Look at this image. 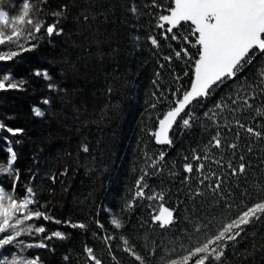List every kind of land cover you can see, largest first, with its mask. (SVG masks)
Masks as SVG:
<instances>
[{
	"label": "trees",
	"instance_id": "16d2710c",
	"mask_svg": "<svg viewBox=\"0 0 264 264\" xmlns=\"http://www.w3.org/2000/svg\"><path fill=\"white\" fill-rule=\"evenodd\" d=\"M30 2L42 9L35 16L45 25L56 21L52 12L66 6L57 25L63 32L49 37L42 28L36 39L21 41L35 48L0 61V76L23 81L16 89L8 88V82L0 89V124L5 125L0 129V164L6 165L11 147L16 153L13 169L20 177L16 196L22 198L32 187L38 203L30 207L62 223L43 218L26 222L44 226L46 232L19 239L48 247L9 245L0 250V258L9 259L19 249L31 258L38 256L40 264H93L87 246L102 264H139L123 251L127 239L145 264H159L173 248L179 252L181 242L188 243L186 233L195 226L211 228L264 196V115L257 112L264 110V56L207 98L194 101L189 115L181 114L190 117V126L178 118L169 130L172 143L159 144L154 131L177 98L176 90L189 86L197 53L191 46L195 36L188 35L190 25L174 29L181 37L188 35V42L172 40L171 34L165 40L164 30L156 27L171 0ZM22 3L3 0L0 10L17 15ZM150 36L159 47L151 44ZM183 48L193 60L175 57ZM0 50H15V45ZM37 71H46L50 79L35 75ZM37 106L43 115H35ZM249 127L262 136L249 134ZM7 128L22 131L13 135ZM216 135L221 148L214 147ZM231 143L237 147L230 148ZM195 155L209 159L196 161ZM188 163L194 168L191 174L184 171ZM201 163L202 171L197 167ZM241 163L245 172L234 174ZM12 182L0 174L3 187L10 189ZM217 183L221 188L214 192ZM138 191L144 196H137ZM157 193L164 199L148 198ZM161 204L174 210V222L167 228L153 220ZM113 217L121 220V228L112 225ZM69 222L87 227L72 228ZM53 231L64 238L44 239ZM105 237H110L107 243ZM223 264H264V218L229 245Z\"/></svg>",
	"mask_w": 264,
	"mask_h": 264
},
{
	"label": "snow or ice",
	"instance_id": "6c2138e0",
	"mask_svg": "<svg viewBox=\"0 0 264 264\" xmlns=\"http://www.w3.org/2000/svg\"><path fill=\"white\" fill-rule=\"evenodd\" d=\"M38 2L47 4L48 0H38ZM2 3L3 0H0V4ZM154 6L160 7L155 3ZM41 10L37 9L35 2H30V0H23L17 15L10 16L7 11L0 10V46L15 45V50H0V61H10L13 57L20 55L21 52H28L35 48V44L27 47L21 41L30 42L36 39L35 34L40 33L42 28L49 37L53 34H62L63 29L58 28L57 25L60 18L63 17L66 6L64 9L52 12L51 15L57 19L47 25L35 16V13ZM132 11L135 12L136 9L133 8ZM166 11L168 14L158 15L156 23L157 28L164 30L163 38L167 40L171 34L172 40L180 41L182 38L183 41L188 42V35L195 36V42L191 46L197 48V53L189 86L182 92L179 89L176 90L177 98L172 101V106L159 120V131L155 133L156 142L159 144L172 143L168 132L178 118L181 119L184 126H190V117L184 118L181 114L184 113L185 116H188L191 110L190 106L194 101L207 98L215 90V87H219L228 79H234L257 56H264V0H171ZM182 24L190 25V31L188 35L181 37L179 32H174V29L179 30ZM149 39L153 46L159 47L155 36H150ZM182 55L188 60H193L186 48L175 51L177 59L181 58ZM165 59L170 61L171 57H165ZM35 75H42L45 79H50L46 71L43 73L37 71ZM261 77L262 83H264V71L261 72ZM5 82H8L7 86L11 89H16L23 84L22 80L13 81L9 75H2L0 76V89L5 88ZM49 87L53 86L50 85ZM44 103L47 104L49 101L45 100ZM243 103L249 108L252 107L247 100H244ZM34 111L36 116L43 115L38 108ZM257 112L264 115V110L257 109ZM238 126L240 128L245 127L239 123ZM4 127L5 125L0 124V129ZM7 131L15 135L22 130L7 128ZM246 131L256 137L262 136L261 132L254 131L251 127L247 128ZM213 140L215 141L214 147L221 148L223 146L219 135L213 136ZM228 146L232 149L237 147L235 143ZM84 150L87 151V148ZM8 152L11 154L10 158L6 165L0 164V174L12 177L13 182L10 189L0 186V250L9 245L47 248L48 245L43 242L35 245L25 244L19 239L25 234L32 236L46 232L44 226L26 222L41 218L48 221L53 220V217L39 208L30 207L38 203L35 200V192L32 187L26 188V195L22 198L16 196V185L20 179L18 170L13 169L16 153L11 147L8 148ZM160 159H164L163 153H161ZM193 159L200 161L201 159L207 160L209 157L207 155L204 157L195 155ZM240 159L242 160L243 157ZM215 162L219 163V161ZM197 167L202 171L204 164L201 163ZM245 170L246 165L241 163L239 168L234 170V174L236 172L244 173ZM184 171L191 174L194 171L193 165L191 163L185 164ZM142 180L143 177L140 178V181ZM140 181L137 182L138 189L140 188ZM220 188L221 185L217 183L213 187V191L217 192ZM261 191L264 192V188ZM137 196H144L143 191H138ZM148 198L163 200L164 196L162 193H157ZM262 218H264V196L239 207L235 214L229 213L211 228L195 226L193 232L186 233L188 243L181 242L179 244L180 251L177 252L176 248H173L167 256L161 258L159 264H223L225 252L229 245L234 244L250 225ZM153 220L159 224L160 228L170 227L174 222V210L160 205V211L153 216ZM53 222L62 223L59 220H53ZM111 223L117 229L122 227L119 218L113 217ZM69 226L79 229H86L87 227L84 223L71 222H69ZM100 226L103 227V225ZM53 237L63 239L64 234L60 231H53L44 239L51 240ZM109 239L110 237H105V242L107 243ZM123 244V251L139 261V264H145L144 258L135 251L129 240L125 239ZM85 252L93 264H102L91 247L86 246ZM112 259L116 260V257L113 256ZM0 264H39V257L23 258L14 255L10 260L0 258Z\"/></svg>",
	"mask_w": 264,
	"mask_h": 264
},
{
	"label": "rangeland",
	"instance_id": "374dc122",
	"mask_svg": "<svg viewBox=\"0 0 264 264\" xmlns=\"http://www.w3.org/2000/svg\"><path fill=\"white\" fill-rule=\"evenodd\" d=\"M1 10H4V9H1ZM40 109V111L42 112L43 110H42V108H40V107H35V109ZM169 110V109H168ZM167 110V111H168ZM166 111V112H167ZM165 112V113H166ZM163 118V116L160 118V119H162ZM159 131V122H158V125H157V127H156V129H155V133L156 132H158ZM168 136H169V132H168ZM170 138V137H169ZM0 186H2L1 184H0ZM161 205H164L165 207H167V208H169V209H171L170 207H168V206H166L165 204H161ZM159 211H160V206H159V209L157 210V212H156V214L155 215H157L158 213H159ZM14 255H16V256H20V257H23V258H31V257H29L26 253H24V252H21V251H19V249L17 250V251H15L10 257H9V259H11ZM39 264H40V262H39Z\"/></svg>",
	"mask_w": 264,
	"mask_h": 264
}]
</instances>
